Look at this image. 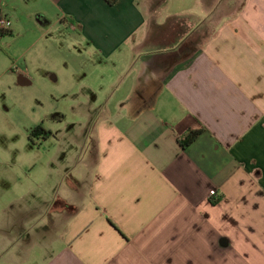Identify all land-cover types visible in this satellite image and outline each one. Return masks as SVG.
Listing matches in <instances>:
<instances>
[{"label": "crops", "instance_id": "obj_1", "mask_svg": "<svg viewBox=\"0 0 264 264\" xmlns=\"http://www.w3.org/2000/svg\"><path fill=\"white\" fill-rule=\"evenodd\" d=\"M28 1L34 10L18 15L20 0H0L11 35L0 40V80L15 90L34 81L24 57L66 26L70 49H54L50 77L63 65L64 99L93 106L71 130L85 159L69 152L50 168L52 193L9 191L13 172H0V264H264V0L221 15L192 52L176 29H158L172 19L188 30L205 17L166 12V0ZM13 16L36 34L26 49L11 42ZM190 129L202 132L183 147ZM44 130L28 136L29 149L53 137ZM80 163L87 176L73 170Z\"/></svg>", "mask_w": 264, "mask_h": 264}, {"label": "rangeland", "instance_id": "obj_2", "mask_svg": "<svg viewBox=\"0 0 264 264\" xmlns=\"http://www.w3.org/2000/svg\"><path fill=\"white\" fill-rule=\"evenodd\" d=\"M24 1L20 0L18 15L22 14V11H33L35 8L32 5L34 2L28 1L30 5H26L28 2ZM213 1L215 3L216 0ZM241 1L232 0L231 7H221L218 12H216V8L212 10L213 12L209 9L205 13L202 7L203 0H166V12L193 11L201 15L202 18L205 17V21L195 26L186 25L188 30H185L184 26H180L179 23L174 24V20L168 19L163 21L164 24L160 29L157 28L160 31L158 34L164 37L165 30L176 29L177 37L183 40H179L180 44L184 46L182 51L192 52L193 49L200 48L206 38L212 34L219 17L223 14H234ZM7 10H11V8L8 7ZM15 20L13 16L11 23L12 26H16V32H13L15 35L12 36H15V39L11 42L15 47L23 46L26 49L34 41L36 34H31L34 30L31 32V26L23 21L24 18L20 23H16ZM154 26L152 24L151 27L153 34L156 32ZM26 31L28 35L21 38L22 35H25L23 32ZM17 34L19 36L16 37ZM10 36L6 35L3 39ZM69 39H71L70 30L66 26L57 25L51 31L49 30L44 38L35 43L33 49L24 57L23 63L24 68L34 78L30 84H18L15 90L10 86L8 76L0 80V84L6 82L7 85L5 96H0V172L10 170L13 172L14 178L11 180L13 186L8 189L9 191L21 192L33 189L39 193H52L50 188L54 179L51 178L50 168L58 169V164L64 162L65 156L66 159L68 158L69 152L76 155L75 161L85 159L80 156L79 151L75 152L77 147L74 141L79 140L81 135H71V130L83 128L84 112L93 104L84 103V98L80 95L75 96L72 100L64 99L62 92L69 86V77L63 65H60L62 72L58 81L52 80L49 73L52 65L58 63L59 54L56 50L62 54L66 49H70ZM7 60L10 62L9 57ZM38 124H42L44 129L52 131L53 137H50L46 142L42 139H34L35 142H40L41 146L29 149L27 146L29 132ZM92 144V142L89 143L90 147ZM89 145L87 144L86 147ZM80 165V168L73 170L81 169L84 176H87L89 167L83 163ZM72 175L74 174L72 173Z\"/></svg>", "mask_w": 264, "mask_h": 264}, {"label": "trees", "instance_id": "obj_3", "mask_svg": "<svg viewBox=\"0 0 264 264\" xmlns=\"http://www.w3.org/2000/svg\"><path fill=\"white\" fill-rule=\"evenodd\" d=\"M1 15V14H0ZM9 29H2L0 31V35H1V39L6 36L9 35ZM37 131H40V134H49V132L45 131L42 124H38L36 125L30 132H29V140L30 143H33V138L37 137L38 135L36 134ZM202 132L201 129H196V130H188L185 137L183 138V140H181V144L183 147L188 146L189 144H191L198 136L199 134ZM218 201V199L216 200H212V203H216Z\"/></svg>", "mask_w": 264, "mask_h": 264}, {"label": "built area", "instance_id": "obj_4", "mask_svg": "<svg viewBox=\"0 0 264 264\" xmlns=\"http://www.w3.org/2000/svg\"><path fill=\"white\" fill-rule=\"evenodd\" d=\"M9 27V21L4 17L2 14L0 15V31L2 29H8ZM0 40H1V35H0ZM209 196L213 198H217V191L216 189H211L209 191Z\"/></svg>", "mask_w": 264, "mask_h": 264}]
</instances>
